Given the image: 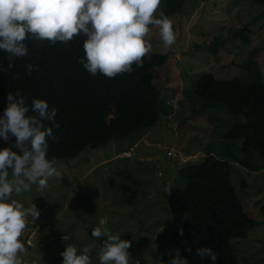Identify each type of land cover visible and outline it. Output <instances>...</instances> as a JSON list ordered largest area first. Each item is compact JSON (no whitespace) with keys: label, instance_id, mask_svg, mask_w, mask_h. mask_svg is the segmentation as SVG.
<instances>
[{"label":"rangeland","instance_id":"1","mask_svg":"<svg viewBox=\"0 0 264 264\" xmlns=\"http://www.w3.org/2000/svg\"><path fill=\"white\" fill-rule=\"evenodd\" d=\"M161 2L175 10L166 17L172 22L176 42L163 46L155 25H149L146 39L151 52L166 55L155 82L160 88L162 112L172 109L171 113L160 116L149 128L95 148L85 147L75 156L47 157L55 160L59 175L49 178L43 191L33 185L31 191L14 192L11 197L25 208L34 203L40 213L33 223L27 218L19 238L27 248V254H20L23 264H62L60 252L68 245L75 246L78 254L83 247H90L91 264H100L99 251L106 237L97 240L91 231L101 226V219L110 234L132 242L128 251L138 264L160 260L168 264L176 249L188 264H203L196 233L178 227L171 218L168 191L182 183L178 168L199 162L206 150L216 154L228 148L232 156L242 157L238 140H219L227 139L223 134L229 124L242 117L219 105L188 116L185 108H180L181 100L191 95L188 90L204 73L248 81L252 64L264 83V11L250 0ZM159 14L158 8L155 16ZM124 150L131 151L132 157L117 158ZM251 160L252 156L244 162L255 168L260 163L258 158ZM230 162L234 191L246 214L259 222L244 238L231 240V249L240 264L247 260L264 264V167L251 171Z\"/></svg>","mask_w":264,"mask_h":264},{"label":"trees","instance_id":"2","mask_svg":"<svg viewBox=\"0 0 264 264\" xmlns=\"http://www.w3.org/2000/svg\"><path fill=\"white\" fill-rule=\"evenodd\" d=\"M250 1L261 5L264 11V0ZM158 8L160 14L156 18L175 11L161 0ZM85 39L79 35L66 44L26 40L29 54L14 58L13 68L0 70V116L7 106L6 94L17 90L28 105L33 99H42L49 109H57L55 120L59 127H53L56 139L49 138L47 157L75 156L85 147L95 148L137 129L149 128L160 116L172 111L162 112L160 88L155 82L164 69L165 54L150 52L143 58L142 67L133 64L130 71L113 78L100 73L92 76L78 63L84 56ZM8 63L6 53L0 51V65L6 69ZM29 63L36 66L30 75L26 69ZM253 67L251 64L252 77L248 81L238 76L222 79L204 73L188 90L191 95L183 96L186 103L181 100L180 108H185L188 116L219 105L227 113L242 117L229 124L223 134L227 139L219 138L238 140L242 157L232 156L228 148H221L216 154L206 150L199 162L178 168L182 183L168 191L167 207L172 220L178 227L196 233L200 249L210 248L217 255L215 262L204 255L203 264H240L230 242L244 238L259 223L244 211L229 174L230 161L251 171L264 167V83ZM14 74L19 79L13 78ZM179 91L182 94L181 88ZM44 123L45 127H52ZM13 143V138L7 143L0 140V148L12 147ZM251 156L252 160H260L256 168L244 162ZM244 264L251 263L247 260Z\"/></svg>","mask_w":264,"mask_h":264},{"label":"clouds","instance_id":"3","mask_svg":"<svg viewBox=\"0 0 264 264\" xmlns=\"http://www.w3.org/2000/svg\"><path fill=\"white\" fill-rule=\"evenodd\" d=\"M159 4L160 0H0V51L9 61L7 68L0 65V70L13 68L14 58L29 54L26 40L66 44L79 35L86 39L84 56L78 63L92 76L100 73L113 78L130 71L133 64L142 67L143 58L152 51L146 39L149 25L158 27L163 46L171 47L176 42L170 19L163 13L160 18L155 16ZM26 69L30 75L36 66L29 63ZM13 78L19 79V75ZM6 100L0 116V140L7 143L13 138L14 143L0 148V264H23L20 254H27V248L19 238L27 218L31 217L33 223L40 213L34 203L25 208L11 197L14 192L31 191L33 185L43 191L49 178L59 175L55 160L47 158L48 140L56 139L53 127L59 124L55 120L57 109H49L45 100L33 99L28 105L19 90L7 93ZM44 122L52 127H45ZM130 157L132 154L117 158ZM99 224L92 228L91 236L97 240L106 237L99 251L100 264H138L128 251L132 242L110 234L102 227L104 219ZM175 251L168 264H188L179 249ZM91 253L88 246L78 254L75 246L68 245L60 256L62 264H91ZM197 253L208 255L213 262L217 258L210 248L197 249Z\"/></svg>","mask_w":264,"mask_h":264},{"label":"built area","instance_id":"4","mask_svg":"<svg viewBox=\"0 0 264 264\" xmlns=\"http://www.w3.org/2000/svg\"><path fill=\"white\" fill-rule=\"evenodd\" d=\"M130 155V151H122L118 154L119 157H129Z\"/></svg>","mask_w":264,"mask_h":264}]
</instances>
